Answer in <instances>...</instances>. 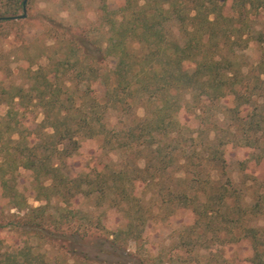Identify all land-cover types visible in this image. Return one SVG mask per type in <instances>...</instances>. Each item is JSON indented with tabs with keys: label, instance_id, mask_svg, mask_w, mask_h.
Returning <instances> with one entry per match:
<instances>
[{
	"label": "trees",
	"instance_id": "obj_1",
	"mask_svg": "<svg viewBox=\"0 0 264 264\" xmlns=\"http://www.w3.org/2000/svg\"><path fill=\"white\" fill-rule=\"evenodd\" d=\"M27 3L0 0V20L15 17ZM119 12L118 24H110L107 18L114 34L108 42L97 44L81 33L76 38L79 46L72 48L76 65L82 63L80 58L91 61L84 73L96 78L99 73L92 62L117 60L114 83L110 78L103 81L107 100H98L97 90L81 79L84 73L77 76L76 93L85 99L79 103L76 97L62 99L64 86L55 84L61 76L55 72L52 77L42 68L35 72L36 83L30 89L20 86L0 94V104L9 107L0 116L4 153L0 186L12 206L24 212L0 226V232L11 233L8 239H0L8 243L3 252L0 248V264H53L47 260L48 251L37 252L31 240L58 246L73 260L79 257L80 264L91 258L83 250L90 245L101 264H202L200 258L196 263L183 260L180 251L187 257L194 252L208 257L205 264H264V175L249 180L259 186L251 203L243 189L235 188L230 179L223 181L229 145L257 152H248L242 170L250 163L264 164V63L250 68L242 60L251 43L264 45V0H125ZM122 94L144 100L148 111L142 123L123 136L104 121L106 112L132 107L117 100ZM30 107L40 108L43 114L34 128L26 126L24 117ZM181 111L199 122L197 130L181 125ZM219 115L225 117L226 128L220 125ZM190 130L185 146L177 152L178 136ZM96 137L114 150H150L148 164L136 166L137 177L114 167L94 175H64L62 164L76 156L80 139ZM204 161L213 164V170L203 171ZM20 168L38 173V180L50 181L49 186L41 184L58 199L53 214L48 212L49 196L46 206L32 209L25 204L13 184V174ZM173 168L180 175L178 182L189 187L172 190L170 198L162 200L163 223L171 225L170 212L181 206L195 217L193 224L203 231V240H195L194 229L185 228L167 258L149 249L145 233L150 218L136 193L138 180L149 186L150 178ZM80 195L94 197L95 208L111 199L109 205L121 218L108 227L101 215L76 207L74 200ZM94 236L98 241L90 244ZM240 244H247L251 255L226 258L225 250ZM201 249L211 257L201 254ZM71 258L60 264H70Z\"/></svg>",
	"mask_w": 264,
	"mask_h": 264
},
{
	"label": "rangeland",
	"instance_id": "obj_2",
	"mask_svg": "<svg viewBox=\"0 0 264 264\" xmlns=\"http://www.w3.org/2000/svg\"><path fill=\"white\" fill-rule=\"evenodd\" d=\"M124 1L28 0L26 9L24 11L20 10L13 17L14 19L0 20V94H2L3 89L12 92L14 88L20 86H23L25 90L30 89L36 83L35 72L39 68H42L52 77L55 72L61 76V80H56L55 84L64 86L62 99L76 97V103L84 100L85 95L76 93V86H78L76 83L79 82L77 76L80 73H84L85 66L90 65L91 61L86 62L80 58L82 63L76 65V56L72 51L74 46H79L76 38L83 33L89 36L90 40L94 43L104 44L108 42L114 34L109 31L111 26L108 25L109 21L107 18L110 19V24H118L122 16L119 8ZM24 14H26V18L22 17ZM243 54L245 57L242 60L250 68L255 67L261 61L264 63V45L253 42ZM116 61L113 57L100 62H92L91 65H95V68L98 69L99 77L96 78L85 73L81 76L84 82H87V84L91 83L93 88L97 90L99 101L108 99L105 96L106 89L104 88L103 81L110 78V83H114L112 72ZM262 70L264 72V67ZM55 84L54 88H56ZM4 97L7 98L8 96L4 95ZM117 100L127 101L129 104H132V107L121 108V110L117 111L110 110L104 114V121L110 130L117 131V133L123 136L122 133L132 128H137L148 111L143 106L144 100L135 97V95L127 96L122 94ZM8 110L7 104H0L1 117H4ZM24 117L28 128H34L43 120L42 111L37 107L26 109ZM217 119L220 121L221 126L224 127L226 125L224 116L219 115ZM178 121H180L182 126L189 125L192 130H197L196 128L199 126V122L184 111H181L179 114ZM188 134H191V130L189 132L183 131L178 136V142L174 144L177 152H179L178 150L182 146H185ZM80 144L81 147L77 151L76 156L62 164V173L64 175H94L97 172H109L114 167L124 169L126 173L137 177L136 166L144 167L148 164V159L151 156L150 150L143 148L114 150L112 149L113 147L106 144L102 137L94 139L83 138L80 139ZM226 150L228 165L227 175L223 181L226 180L225 182H227L230 179L235 188L243 189L246 201L251 203L258 194L259 186L257 183L249 180L255 177L260 178L264 175V164L255 167L253 163H250L249 167L244 171L240 168V164L246 159L248 152L253 151L239 148L237 145H229ZM3 156L4 153L0 151L1 161H4ZM213 166V164L206 161L202 164L203 171L213 170ZM38 175V173L28 169L20 168L13 174V184L23 196L25 204L29 208L36 209L46 206L48 205V201L45 198L51 197L48 212L53 214L55 210H52V207L58 204V199L51 192L43 190L42 184L49 186L50 181L45 180L43 177L38 180ZM178 176H180L179 173L175 172L173 168L166 174L156 175L154 179L150 178L149 182L151 184L149 186H142V182L139 180L137 182L139 188L136 193L137 197L141 199L146 209L147 217L150 218L145 233L146 240L150 244L149 249L151 248L156 254L161 252L167 258L170 255V250L172 248L175 249L174 246L179 242V237L185 228L194 229L195 240H203L201 238L203 231L199 225L195 226L193 224L195 217L188 209H183L181 206H174L173 211L170 212L173 218L171 225L165 226L163 223L161 214L164 211L160 209L161 205L163 206L162 200L170 198L172 190L178 191L181 187H189L184 182H178ZM11 177L12 175L9 176V178ZM92 178L95 177L92 176ZM195 188L197 189V187ZM192 190H194V187ZM39 196L40 198L42 197L41 200ZM112 198H114V195H112ZM74 201L76 202V207L80 208L83 212H90L95 216L101 215L104 223L110 228L121 218V213L115 207L110 206L111 199L106 204L104 203L102 207L97 208L94 206L96 203L94 197L80 195ZM23 213L18 212L12 206L8 194H4L0 186V226H6L13 219L14 215L23 216ZM7 230L4 229V231L0 232V239L3 240L10 237L11 233H8ZM65 230H68V227L65 226ZM208 235H210V232ZM20 239L24 240L23 237ZM31 241L35 244L37 252L44 253L46 250L48 251L47 260L53 264H60L65 261V258L68 260L71 258L69 254L58 246L50 248L43 241ZM96 241L98 239L94 236L90 244H94ZM93 247L90 245L85 246L83 249L85 253L91 254V258L86 261V264H101L99 263V259L92 256L94 252ZM0 248L2 249L1 252H3L8 248V243L6 241L0 243ZM196 249L198 250L199 248L197 247ZM131 250H135V245H131ZM180 252L178 255L183 257V260L188 258L187 261L196 263L195 261L200 258L202 264L208 261V257L201 258L200 255L197 256L196 252L189 257L182 255ZM201 252L205 256L210 255V252L203 249H201ZM225 253L226 258L229 260L234 257L245 259L251 255V250L247 244H240L227 248ZM71 259L70 264H80L81 262L79 257H75L74 260L73 258Z\"/></svg>",
	"mask_w": 264,
	"mask_h": 264
},
{
	"label": "water",
	"instance_id": "obj_3",
	"mask_svg": "<svg viewBox=\"0 0 264 264\" xmlns=\"http://www.w3.org/2000/svg\"><path fill=\"white\" fill-rule=\"evenodd\" d=\"M24 4H26V1H25V3H24ZM22 17H23V18H25V17H26V14H24ZM12 19H14V18H12Z\"/></svg>",
	"mask_w": 264,
	"mask_h": 264
}]
</instances>
